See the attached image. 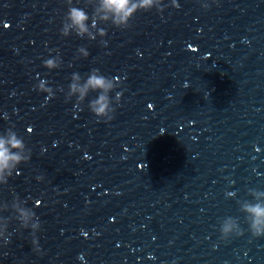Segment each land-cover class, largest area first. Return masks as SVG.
I'll return each mask as SVG.
<instances>
[{"label": "water", "instance_id": "95a60500", "mask_svg": "<svg viewBox=\"0 0 264 264\" xmlns=\"http://www.w3.org/2000/svg\"><path fill=\"white\" fill-rule=\"evenodd\" d=\"M177 3L102 25L104 47L60 35L62 0H0V133L14 126L32 152L0 199L33 208L42 249L13 232L0 264H264L236 203L264 190V0ZM57 49L61 68L42 67ZM92 68L123 81L107 123L86 107L95 94L83 110L65 101ZM226 216L243 235L220 240Z\"/></svg>", "mask_w": 264, "mask_h": 264}, {"label": "clouds", "instance_id": "9594fccd", "mask_svg": "<svg viewBox=\"0 0 264 264\" xmlns=\"http://www.w3.org/2000/svg\"><path fill=\"white\" fill-rule=\"evenodd\" d=\"M83 3V7L78 5ZM215 2V0H212ZM66 6L63 14L60 35L64 38L76 36L96 41L99 38L101 46H107L105 37L108 29L102 25H110L118 30H126L131 26V21L137 13L150 12L155 9L162 13L166 7L179 8L177 0H170L166 5L164 0H62ZM201 7L207 10L210 3L204 2ZM91 9V12L88 11ZM51 58L42 60V67L49 71L62 66V58L59 50ZM90 53L85 46L77 49V59H87ZM123 81L114 77L106 76L98 68H92L88 73L81 75L73 72L70 83L65 92V101H73L81 110L85 106L86 99L90 94H95L88 100L87 109L93 114L98 122H110L115 118L117 107L120 106L123 97ZM35 90L46 93L48 97L54 96V90L48 86V82L40 80ZM60 91H64L61 87ZM115 93V95H111ZM28 132H32L29 128ZM31 149L27 147L24 137L9 127L0 133V187L8 185L9 179L16 173L21 164H27L31 159ZM36 180L42 182L45 177L37 175ZM235 194L229 193V196ZM247 195L251 199H237L239 212L243 214V222L247 225V232L252 238L264 237V190L249 188ZM39 204V201H37ZM18 227L9 231L13 222ZM29 230L32 249L37 254H42L41 245L37 233L41 230V222L33 208L28 207L19 195L13 196L11 201L0 199V242L3 246L11 243L13 232L19 233ZM239 217L226 216L219 222V238L228 241L231 238L244 234Z\"/></svg>", "mask_w": 264, "mask_h": 264}]
</instances>
